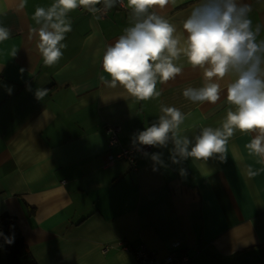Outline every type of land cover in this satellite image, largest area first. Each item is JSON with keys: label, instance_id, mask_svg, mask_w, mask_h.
Listing matches in <instances>:
<instances>
[{"label": "crops", "instance_id": "crops-1", "mask_svg": "<svg viewBox=\"0 0 264 264\" xmlns=\"http://www.w3.org/2000/svg\"><path fill=\"white\" fill-rule=\"evenodd\" d=\"M199 2L169 0L150 11L186 36L182 22ZM52 3L0 0V26L11 32L0 42V215L15 217L35 263L134 264L132 252L144 245L158 259L177 253L192 264H264V163L245 148L253 134L235 132L224 160L174 163L171 141L152 146L136 171L107 143L109 126L119 127L122 144L138 143L134 134L155 123L162 106L191 114L180 127L193 140L203 127H220L231 107L226 89L216 104L185 98L184 89L202 86L203 71L183 57L182 73L157 83L158 98L139 101L108 87L102 58L132 24L127 0L99 19L69 12L63 56L45 65L33 15ZM237 3L250 5L253 29L261 26L257 42L264 40V0ZM38 88L48 90L41 99Z\"/></svg>", "mask_w": 264, "mask_h": 264}, {"label": "clouds", "instance_id": "clouds-1", "mask_svg": "<svg viewBox=\"0 0 264 264\" xmlns=\"http://www.w3.org/2000/svg\"><path fill=\"white\" fill-rule=\"evenodd\" d=\"M124 0H53L45 7L35 9L33 20L38 28L32 32L37 37L36 48L43 63L52 66L63 56L62 43L72 31L68 13L77 8L96 13H107ZM169 0H127L131 10V26L106 47L102 70L110 79H100L111 88L119 86L139 101L158 98L157 83L173 80L183 71L177 62L185 58L192 68L203 71L201 87H188L182 95L193 103L216 104L226 89L227 109L220 127H203L190 140L181 134V125L189 114L176 107L162 106L158 120L144 131L134 134V142L147 146L174 145L172 160L207 161L213 156L224 160L229 139L235 132L253 134L245 148L249 155L264 163V40L257 42L261 26L252 27L249 18L251 7L237 0H200L182 22L186 36L177 35L174 24L150 11L154 5L164 7ZM102 4V8L96 5ZM10 29L0 26V42L10 38ZM23 71V70H22ZM230 78L222 88L221 81ZM11 88L8 89L9 94ZM48 90L38 88L37 99ZM191 145V147H190ZM190 148V150H189ZM177 157L179 159H177ZM152 160L160 162L158 154ZM183 173V170H181ZM247 175L258 172L248 169ZM3 236V233H0ZM12 243L11 238H5Z\"/></svg>", "mask_w": 264, "mask_h": 264}, {"label": "built area", "instance_id": "built-area-1", "mask_svg": "<svg viewBox=\"0 0 264 264\" xmlns=\"http://www.w3.org/2000/svg\"><path fill=\"white\" fill-rule=\"evenodd\" d=\"M118 7L125 9L124 2L123 4L117 3ZM98 8H102V4L96 5ZM83 9V8H81ZM89 14L87 9H84ZM96 16H105L106 13L103 11L96 13ZM107 135V143L110 148H115L118 150L116 158L125 160L133 171H136V161L137 158L145 153L151 151L152 146L140 145L139 143H134L130 145H124L119 141L118 134L120 132L119 127L117 126H109L105 129ZM112 162V160H111ZM124 250H129L130 248L123 245V243L118 245ZM124 246V247H123ZM112 248V247H110ZM109 248H106V250ZM105 250V251H106ZM134 258V264H192V258L187 255H179L177 253H169L163 259H158L153 252H151L146 246L140 245L134 249L132 252Z\"/></svg>", "mask_w": 264, "mask_h": 264}, {"label": "trees", "instance_id": "trees-1", "mask_svg": "<svg viewBox=\"0 0 264 264\" xmlns=\"http://www.w3.org/2000/svg\"><path fill=\"white\" fill-rule=\"evenodd\" d=\"M0 233H3L0 236V264H36L17 228L15 217L0 215ZM6 237L11 238L12 243H6Z\"/></svg>", "mask_w": 264, "mask_h": 264}]
</instances>
